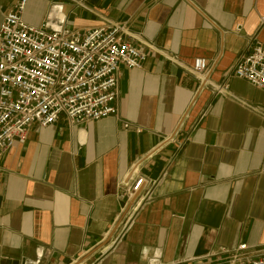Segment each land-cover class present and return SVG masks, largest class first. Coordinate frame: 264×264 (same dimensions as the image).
Masks as SVG:
<instances>
[{"label":"crops","instance_id":"1","mask_svg":"<svg viewBox=\"0 0 264 264\" xmlns=\"http://www.w3.org/2000/svg\"><path fill=\"white\" fill-rule=\"evenodd\" d=\"M15 2L0 0V25ZM54 4L71 30L126 23L151 47L121 67L117 116L34 124L2 155L0 264H227L222 248L264 250V90L229 77L264 45V0H30L25 20L59 23ZM198 57L223 90L190 72ZM139 176L154 186L134 202L122 184Z\"/></svg>","mask_w":264,"mask_h":264},{"label":"built area","instance_id":"2","mask_svg":"<svg viewBox=\"0 0 264 264\" xmlns=\"http://www.w3.org/2000/svg\"><path fill=\"white\" fill-rule=\"evenodd\" d=\"M29 1L16 0L0 25V158L16 143H24L34 124L48 127L64 116L78 126L117 116L121 67L141 68L147 58L144 47H151L126 23L106 21L71 30L60 4L53 5L59 23L47 17L31 24L24 18ZM207 69L206 59L198 57L189 70L201 83L223 90L210 83ZM229 77L264 90V45L256 43L241 52ZM122 185L130 199L140 188L138 198L154 186L143 176L132 182L127 178ZM219 254L226 256L227 264H264V250L247 243L222 248Z\"/></svg>","mask_w":264,"mask_h":264},{"label":"water","instance_id":"3","mask_svg":"<svg viewBox=\"0 0 264 264\" xmlns=\"http://www.w3.org/2000/svg\"><path fill=\"white\" fill-rule=\"evenodd\" d=\"M142 192V188L139 189V191H137V193L134 195V197L132 198L133 200L132 201H137L138 200V197L139 195L141 194Z\"/></svg>","mask_w":264,"mask_h":264}]
</instances>
